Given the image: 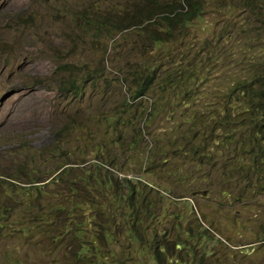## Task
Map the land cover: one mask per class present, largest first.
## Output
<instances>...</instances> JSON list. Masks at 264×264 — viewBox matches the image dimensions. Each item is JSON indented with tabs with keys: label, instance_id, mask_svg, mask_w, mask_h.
<instances>
[{
	"label": "rangeland",
	"instance_id": "374dc122",
	"mask_svg": "<svg viewBox=\"0 0 264 264\" xmlns=\"http://www.w3.org/2000/svg\"><path fill=\"white\" fill-rule=\"evenodd\" d=\"M125 2L0 0V264H86L91 253L153 264L132 233L112 229L130 201L146 210L138 216L141 233L164 240L166 263L264 264V188L227 178L229 170L220 179V155L198 163L177 147L192 111L211 117L219 110L230 63L241 56L245 35L253 39L251 28L264 23L244 28V9L233 16L206 11L177 43L152 49L141 31L149 33L144 26L165 12L128 20ZM95 16L108 24L95 28ZM113 24L120 28H107ZM211 36L218 38L206 45ZM165 48L170 67L202 63L193 67L201 81H185L194 95L173 81V88L131 99L125 69ZM157 98L159 112L145 119ZM117 116L124 122L114 125ZM110 222L111 236L102 239ZM184 239L191 252L174 246Z\"/></svg>",
	"mask_w": 264,
	"mask_h": 264
},
{
	"label": "trees",
	"instance_id": "16d2710c",
	"mask_svg": "<svg viewBox=\"0 0 264 264\" xmlns=\"http://www.w3.org/2000/svg\"><path fill=\"white\" fill-rule=\"evenodd\" d=\"M125 1L126 8L123 10L129 9L131 11L129 16L124 17V19H149L154 12L166 13L144 26L145 28H152L149 33L141 31L147 37L152 49L164 48L168 41L177 43L181 36L185 34L187 28H191L195 21L199 23L206 11L215 12L220 10L219 12L222 14L227 15L230 13L233 16L237 10L244 9L245 18H242L244 28H249V23L251 21L257 22L258 19L261 23H264V0H171V2L165 3H159L157 0ZM122 15L126 14L122 13ZM249 17L251 19H248ZM106 24H108L106 18L99 20L97 16L94 17L93 25L95 28ZM241 25L236 29L242 34ZM107 28H120V24H113L110 27L107 26ZM205 28H208V32L212 29L209 25H205ZM251 30H253V39L249 38L248 40L245 35L244 42L246 46L239 47L242 52L241 56L235 58L229 65V72L225 75L227 77V85H225L227 91L223 92L224 96H219L216 102L219 110L214 108L211 114L212 118L207 117L204 111H200V109L192 111L187 118L188 120H185L189 122L186 124L184 137L181 138V143L177 147L179 153L183 152L185 159L198 163L211 162L214 155H220V160H222V164L219 166L220 179L227 176L225 171L229 170L228 174L230 173V175L227 178L245 180L246 183L244 184L264 188V49L262 48L263 45L260 44L261 41L264 42V28L257 27L251 28ZM224 37H230L228 32L224 33ZM215 38L218 37L211 36L205 40L206 45H210V40ZM170 51L169 48H165L164 51H157L150 55L146 63L135 68H129L128 72L125 69V73L129 75L133 84L130 91L131 99L139 98L149 91H162L168 87L173 88V81L181 83L179 85L181 92L187 98L194 95L191 89L193 85L186 86L185 81L192 78L194 82L201 81L204 76H198L199 67H193L200 66L202 63L197 60L193 64H186L187 70L192 68L189 71L181 69L180 65L176 68L170 67V64L174 63L172 61L173 56L170 57L171 62L164 63V59L167 58ZM173 51L175 52V50ZM176 53L179 57L177 62L182 64L186 60L184 55L181 52ZM206 53L208 54L207 51ZM193 54H196V51ZM192 60L195 61L194 58ZM201 69L205 70V68ZM160 101L161 99L157 98V103L151 102L153 106L151 113H147L145 119H148V115L159 112L161 108ZM123 122V119L119 116L112 121L114 125ZM209 138L214 144L212 150L207 148ZM205 141H207V144H205ZM224 155L226 160L223 159ZM234 158H240L238 164L235 163L226 167L225 161ZM211 166L214 167L215 163L212 162ZM62 170L61 168L54 177L59 175ZM180 179H185L183 173H181ZM123 180L127 181V179ZM225 181L227 182V180ZM232 185H235V182ZM130 197L131 195H129V199ZM126 208L123 221L116 224L112 229L116 231L123 227L127 232L132 233L140 247H146L150 250L149 259L153 261V264H172L173 262H165L164 240H162L161 235L153 231L148 237H145L141 233V219H138V216L146 213L145 208L142 206L141 209L139 207L135 209L131 201ZM57 210L60 211V207H57ZM113 224V222H110L109 226L101 228L100 236L102 239L105 236H111L110 227ZM174 246L191 252L190 244L185 239L174 242ZM129 258L130 256L119 255L106 259L105 255L91 253L86 256V264H126ZM174 259L177 264H193L191 261H182L178 257Z\"/></svg>",
	"mask_w": 264,
	"mask_h": 264
}]
</instances>
